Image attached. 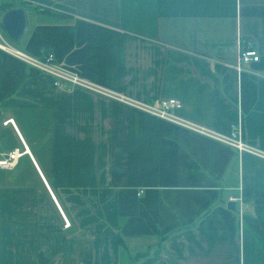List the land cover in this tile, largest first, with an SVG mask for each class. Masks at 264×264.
Listing matches in <instances>:
<instances>
[{
    "label": "crops",
    "instance_id": "0c3cea01",
    "mask_svg": "<svg viewBox=\"0 0 264 264\" xmlns=\"http://www.w3.org/2000/svg\"><path fill=\"white\" fill-rule=\"evenodd\" d=\"M27 1L70 17L24 7L23 36L0 44L52 52L138 99H180V115L222 133L241 118L264 152V0ZM239 40L260 56L241 70ZM19 133L32 156L0 169V264H264V156L96 92L58 91L0 46V151L22 149Z\"/></svg>",
    "mask_w": 264,
    "mask_h": 264
},
{
    "label": "built area",
    "instance_id": "2783aa9c",
    "mask_svg": "<svg viewBox=\"0 0 264 264\" xmlns=\"http://www.w3.org/2000/svg\"><path fill=\"white\" fill-rule=\"evenodd\" d=\"M2 48L10 50L15 56H17L27 64L34 67L38 72L50 75L53 79V86L58 91L66 92V91H71L75 88H83L88 91L96 92L98 94H102L112 99L123 102L144 113L156 116L161 119L168 120L170 122L181 125L183 127H186L188 129H191L208 137L219 140L235 148L239 154L243 152H249L252 154L264 156V152H262L259 148H257L256 146H254L249 142H246L243 139L241 118L236 124L232 126L231 130L228 133H222L207 126L193 122L180 115L178 111L183 106V103L180 99L167 98V99H161L158 102H151L147 100L138 99L133 96H129L127 94L109 90L103 86L94 83L93 81L87 78H84L78 72L58 62L55 58V55L52 52L37 57L30 55L26 52H23L19 49L12 48L9 45V43L6 42L3 44ZM259 59H260L259 53L253 47L251 40H245L243 43L242 41L240 42L239 40L238 54H237L238 70H241L242 63L256 62ZM2 124L3 125L10 124L16 130H18L13 118H6L5 120H3ZM20 138L23 143L22 149L14 148L8 150L7 152L0 151V169H12L13 167L16 166L19 159L23 155L27 153L31 155L28 146L21 137V134H20ZM45 183L47 184L46 180ZM48 188L54 200L56 201L58 207L60 208L49 186ZM61 213L65 221L64 226L65 227L70 226V221L67 219L66 215L62 210Z\"/></svg>",
    "mask_w": 264,
    "mask_h": 264
},
{
    "label": "water",
    "instance_id": "95a60500",
    "mask_svg": "<svg viewBox=\"0 0 264 264\" xmlns=\"http://www.w3.org/2000/svg\"><path fill=\"white\" fill-rule=\"evenodd\" d=\"M0 22L7 36L12 41L17 42L21 39L26 29V11L21 6L9 8L2 14ZM228 206L232 209H236L233 201H230Z\"/></svg>",
    "mask_w": 264,
    "mask_h": 264
},
{
    "label": "trees",
    "instance_id": "16d2710c",
    "mask_svg": "<svg viewBox=\"0 0 264 264\" xmlns=\"http://www.w3.org/2000/svg\"><path fill=\"white\" fill-rule=\"evenodd\" d=\"M17 6H21V7H33L35 10H37L38 12L40 13H44V14H48V15H52V16H56V17H59V18H69L70 15L67 14V13H64V12H61V11H58L48 5H45V4H34L32 5L30 3V1L28 2L27 0L26 1H17V0H0V11L3 13L4 11H6L7 9L9 8H13V7H17ZM118 239H119V245L121 247V249L123 251H126V244L123 240V238L121 237V235L118 236ZM166 239V237H161V240L159 241V244L162 243V240ZM146 253L142 252V253H138L137 255H135L133 257V259H138L142 256H144ZM156 257V256H155ZM154 257V258H155ZM153 259H148L146 260L145 262H143L142 264H149L150 262H152Z\"/></svg>",
    "mask_w": 264,
    "mask_h": 264
},
{
    "label": "rangeland",
    "instance_id": "374dc122",
    "mask_svg": "<svg viewBox=\"0 0 264 264\" xmlns=\"http://www.w3.org/2000/svg\"><path fill=\"white\" fill-rule=\"evenodd\" d=\"M0 14H1V11H0ZM3 35V36H2ZM6 32L4 31L3 27L1 26V23H0V41H5V38H6ZM5 36V37H4ZM7 40V39H6Z\"/></svg>",
    "mask_w": 264,
    "mask_h": 264
},
{
    "label": "bare ground",
    "instance_id": "6f19581e",
    "mask_svg": "<svg viewBox=\"0 0 264 264\" xmlns=\"http://www.w3.org/2000/svg\"><path fill=\"white\" fill-rule=\"evenodd\" d=\"M1 47H3V44H0Z\"/></svg>",
    "mask_w": 264,
    "mask_h": 264
}]
</instances>
